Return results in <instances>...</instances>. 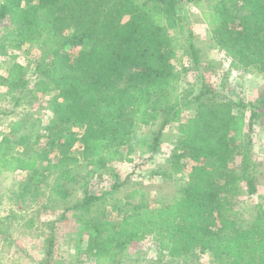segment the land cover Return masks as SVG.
Wrapping results in <instances>:
<instances>
[{
    "label": "trees",
    "instance_id": "16d2710c",
    "mask_svg": "<svg viewBox=\"0 0 264 264\" xmlns=\"http://www.w3.org/2000/svg\"><path fill=\"white\" fill-rule=\"evenodd\" d=\"M189 4L201 10L213 47L231 65L264 78V0H0V24L11 26L0 48L39 51L31 75L13 62L4 81L31 100L47 97L50 113L35 134L14 121L1 135L0 175L26 173L16 191L21 201L33 200L42 185L53 200L80 190L67 210L84 242L79 249L96 264L146 238L172 259L197 252L212 264H264V208L256 204L244 224L235 207L243 189L256 192L253 136L264 91L246 102L224 81L204 80L199 49L189 40L177 46L171 33L182 28L180 12ZM179 49L199 72L197 90L178 91L189 70L174 65ZM155 122L152 153L163 129L177 124L167 159L179 174L173 197L149 206L132 189L115 220L98 205L104 193L91 192L88 182L110 173L113 162L131 161L136 126ZM47 242L44 264L52 237Z\"/></svg>",
    "mask_w": 264,
    "mask_h": 264
},
{
    "label": "rangeland",
    "instance_id": "374dc122",
    "mask_svg": "<svg viewBox=\"0 0 264 264\" xmlns=\"http://www.w3.org/2000/svg\"><path fill=\"white\" fill-rule=\"evenodd\" d=\"M209 0H202L205 5ZM182 28L171 33L176 37L177 46L185 45L188 40L200 54L201 74L211 86L225 82L226 89L239 93L246 102H254L264 91V78L252 69L234 67L226 56L213 47L208 28L201 15V10L189 4L180 12ZM11 26L0 24V42ZM6 44V42H4ZM39 56L35 48H0V137L9 130L14 121H21L25 131L39 132L49 120L47 97L42 100L31 98L8 86L4 78L13 62H19L31 75L34 62ZM177 70L188 67L181 75L178 91L197 90L199 72L192 69V63L178 50L174 60ZM253 152L260 161L256 175V192L248 195L243 189L235 199V207L240 211L242 222L247 224L255 214L256 204L264 208V116L254 126ZM159 129V123L138 125L135 128L131 161L111 163L110 173L101 177L94 176L88 182V189L103 198L98 205L106 208L111 218L117 220V206L123 203L127 192L140 189L149 206L169 202L175 191L179 174L170 172L167 159L171 154L177 134V124L165 127L159 137L156 152L152 153V141ZM167 172L168 177L160 175ZM26 177L25 172H4L0 175V264H44L47 239L52 237L53 246L50 264H96L79 248L84 242H78V224L71 210H67L81 197L80 190L74 191L66 200H53L47 197L45 185L39 187L33 200L24 201L16 198V191ZM114 183L122 185L112 190ZM109 192V193H107ZM86 235H82L85 239ZM98 264H212L206 254L193 252L179 259H172L165 252H160L150 238L141 241L136 247L118 252L114 257L102 260Z\"/></svg>",
    "mask_w": 264,
    "mask_h": 264
}]
</instances>
